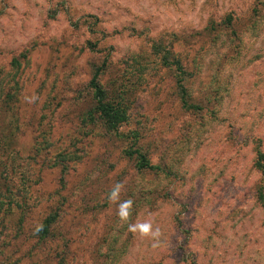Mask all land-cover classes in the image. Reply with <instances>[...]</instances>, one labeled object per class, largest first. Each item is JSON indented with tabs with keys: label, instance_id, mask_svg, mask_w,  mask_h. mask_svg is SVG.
I'll return each mask as SVG.
<instances>
[{
	"label": "rangeland",
	"instance_id": "obj_1",
	"mask_svg": "<svg viewBox=\"0 0 264 264\" xmlns=\"http://www.w3.org/2000/svg\"><path fill=\"white\" fill-rule=\"evenodd\" d=\"M258 159L264 0H0V264H264Z\"/></svg>",
	"mask_w": 264,
	"mask_h": 264
},
{
	"label": "trees",
	"instance_id": "obj_2",
	"mask_svg": "<svg viewBox=\"0 0 264 264\" xmlns=\"http://www.w3.org/2000/svg\"><path fill=\"white\" fill-rule=\"evenodd\" d=\"M177 65V68L179 69L181 74H185V71L183 70V67L180 65V62H174ZM100 69H97L95 73L93 74L92 78L90 79V85L95 88V97L96 101L101 108V111L107 115L106 120L109 121L112 125L116 126V124L119 123L120 119L126 115L127 110L125 109V106H122L116 102H109L106 101V93L104 91V88L99 84L98 77L100 75ZM184 76H181L178 82L179 92L181 96L182 104L185 108H194L195 106L192 104L189 94L187 92V89L184 85ZM137 158L139 159L138 165L141 170L144 169H152L154 166L149 163V160L147 157L142 154L139 150H135ZM260 153V152H259ZM257 167L263 174V183H264V163L260 162L258 159ZM259 194L258 197L261 199L260 201L264 205V188L260 187L258 190ZM58 213L55 212L48 216L43 225L42 228L39 230V234L41 236H50L51 235V226L55 223L57 220ZM60 264H63L61 261Z\"/></svg>",
	"mask_w": 264,
	"mask_h": 264
}]
</instances>
